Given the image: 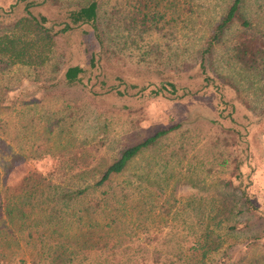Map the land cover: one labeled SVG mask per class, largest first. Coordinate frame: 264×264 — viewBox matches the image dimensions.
<instances>
[{"label":"rangeland","instance_id":"rangeland-1","mask_svg":"<svg viewBox=\"0 0 264 264\" xmlns=\"http://www.w3.org/2000/svg\"><path fill=\"white\" fill-rule=\"evenodd\" d=\"M26 1L0 0V31L23 13ZM35 1L30 12L57 29L76 0ZM143 1L97 0L104 49L82 22L55 34L42 66L0 56V196L28 170L39 197L52 183L90 181L122 148L177 123L112 175V183L127 184V197L110 230L102 223L111 211L93 210L97 225L70 229L74 238L99 246L90 255L99 261L159 264L152 261L173 256L169 247L190 245L213 228L219 234H210L216 247L202 257L205 264H264V234L251 246L242 244L264 220L219 228L242 217L236 211L243 197L264 213V0L241 4L261 51L251 66L229 50L236 25L208 56L199 53L226 0ZM137 8L149 21L132 27L125 11ZM74 64L81 66L79 77L67 81L64 69ZM168 82L173 89L160 88ZM23 256L28 264L25 249Z\"/></svg>","mask_w":264,"mask_h":264},{"label":"trees","instance_id":"trees-1","mask_svg":"<svg viewBox=\"0 0 264 264\" xmlns=\"http://www.w3.org/2000/svg\"><path fill=\"white\" fill-rule=\"evenodd\" d=\"M242 1L226 0L224 9L213 20L199 49L202 57L211 53L214 44L221 41L223 35L232 25H236L238 33V36L229 45L232 58L243 65L251 66L257 61L256 58L261 56L256 40L251 36L252 22L241 8ZM36 2L40 1L28 0L24 2L23 13L13 18L8 23L9 26L0 31V56L4 57L8 63L32 67L44 65L51 58L55 34L82 22L88 23L94 28L100 39L101 49L103 48V33L98 25L101 13L98 10L97 0H76L67 12V19H64L57 29H52L51 25L46 24L44 16L30 12L28 6ZM142 5L146 6L145 0ZM125 15H128L127 23L132 27L137 23L144 24L145 21H149L146 12L140 8L132 9L130 13L125 11ZM80 70L81 66L79 65H67L63 76L67 81L78 79ZM164 84L170 85L173 89L171 82L161 84L160 88ZM177 125L175 123L160 127L143 139L125 146L105 166L98 177L90 181L82 179L68 184L52 183L49 184L52 191L39 197L33 194L34 190L37 189L38 181L35 179L34 172L28 170L15 186H3L4 190L8 188V191L0 196V264H6V262L25 264L24 249L29 256L28 264H126V261L117 258L109 257L101 261L92 258L90 255L95 254L99 246L95 245L94 242L84 244L75 239L70 229L74 227L81 229L84 226L90 231L92 227L97 225V221L90 217V211L109 209L111 218L105 220L102 226L110 230L111 224L116 221L114 219L115 213L119 212L125 203V197H127L125 192L127 184H124L125 182L112 183V175L120 172L128 160L141 148L152 144L159 136ZM81 166L78 165L76 168ZM242 203L239 204L240 207L236 211L242 217H234L230 224L221 225L219 228H223L222 231L238 229L236 222L239 219L245 220L246 225L256 224L259 219L258 225H262L264 213L257 211L244 197ZM236 212L234 213L236 214ZM262 227L264 226L262 225ZM212 233L217 237L219 231L213 228H205L203 232L195 236L192 244L169 247L167 252L173 256L161 261L154 259L152 262L159 264H205L202 257L206 256L208 252L211 253V250L216 247L214 238L210 235ZM263 234L264 228L250 233L242 243L243 248L256 243ZM200 236L201 239H199ZM230 244L227 243L221 250L226 256L228 254L226 249L231 246ZM80 252H82V256H78ZM110 253L113 254L114 251H110ZM235 262L241 264L239 260L231 261L230 264H236ZM138 264L146 263L139 262Z\"/></svg>","mask_w":264,"mask_h":264}]
</instances>
